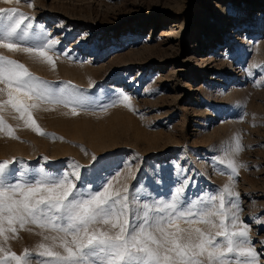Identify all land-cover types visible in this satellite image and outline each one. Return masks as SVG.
Masks as SVG:
<instances>
[{
    "label": "rangeland",
    "instance_id": "374dc122",
    "mask_svg": "<svg viewBox=\"0 0 264 264\" xmlns=\"http://www.w3.org/2000/svg\"><path fill=\"white\" fill-rule=\"evenodd\" d=\"M218 5L230 6L222 21ZM10 7L32 24L27 38L14 42L58 41L47 49L55 67L5 47L0 56L54 91L71 82L84 106L41 103L32 113L44 134L10 107L0 111L8 181L76 172L74 183L87 192L112 180L113 189L129 188L138 202L133 211L170 198L178 186L189 200L227 187L238 226L247 225L254 264H264V1L0 0V8ZM7 24L0 19V32ZM15 227L0 235V247L18 255L28 249L29 264H40L39 245L53 246L57 233L30 222ZM55 246L63 251L59 240Z\"/></svg>",
    "mask_w": 264,
    "mask_h": 264
},
{
    "label": "snow or ice",
    "instance_id": "6c2138e0",
    "mask_svg": "<svg viewBox=\"0 0 264 264\" xmlns=\"http://www.w3.org/2000/svg\"><path fill=\"white\" fill-rule=\"evenodd\" d=\"M0 19L8 21L0 32V47L36 54L55 67L47 49L58 41L47 39L37 46L24 47L14 41L27 38L32 28L31 23L25 24L29 18L10 7L0 8ZM0 84L5 85L0 92H7V98L0 99V111L10 107L39 134L44 131L32 110L41 103L84 106L78 91L68 88L71 82L54 91L25 65L5 56H0ZM120 99L131 106L126 95ZM72 114H78L75 107ZM5 126L0 115V130ZM7 128L11 135V126ZM92 159L97 158L93 155ZM11 163H0V235L15 233L16 224L23 227L29 222L56 232L51 238L53 246L39 245L41 250L35 255L43 258L40 264H254L257 259L255 250L246 246L250 243L247 225L238 226L234 205L225 195H232L227 187L219 195L189 200L184 187L178 186L170 198L139 204L133 211V204L138 202L130 200L129 188L113 189L112 180L87 192L74 183L76 172L9 182L6 169ZM228 167L237 172L233 161ZM101 223L108 229L92 227ZM57 240L63 251L56 250ZM0 253V264H29L33 256L28 249L18 255L0 247Z\"/></svg>",
    "mask_w": 264,
    "mask_h": 264
},
{
    "label": "bare ground",
    "instance_id": "6f19581e",
    "mask_svg": "<svg viewBox=\"0 0 264 264\" xmlns=\"http://www.w3.org/2000/svg\"><path fill=\"white\" fill-rule=\"evenodd\" d=\"M262 1H264V0H262ZM219 7H218V9H217V16L220 18V20L222 21L224 18H225V15H226V12L228 11V10H230V6L229 5H226V6H221V5H218ZM210 20V17H208V21ZM210 23H212L211 21H210ZM212 26H213V23H212ZM215 33H214V31H213V35H214ZM223 83H225V81L223 82Z\"/></svg>",
    "mask_w": 264,
    "mask_h": 264
}]
</instances>
